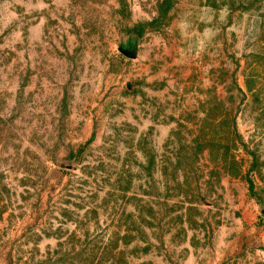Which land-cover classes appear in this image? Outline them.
<instances>
[{
	"label": "rangeland",
	"instance_id": "1",
	"mask_svg": "<svg viewBox=\"0 0 264 264\" xmlns=\"http://www.w3.org/2000/svg\"><path fill=\"white\" fill-rule=\"evenodd\" d=\"M0 264H264V0H0Z\"/></svg>",
	"mask_w": 264,
	"mask_h": 264
}]
</instances>
